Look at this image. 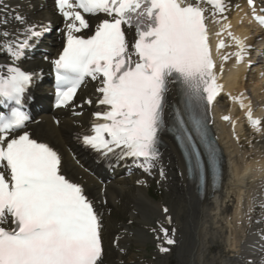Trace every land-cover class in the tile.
Here are the masks:
<instances>
[{
  "label": "snow or ice",
  "instance_id": "snow-or-ice-1",
  "mask_svg": "<svg viewBox=\"0 0 264 264\" xmlns=\"http://www.w3.org/2000/svg\"><path fill=\"white\" fill-rule=\"evenodd\" d=\"M54 3L63 24L56 29L63 39L62 51L50 61L56 80L55 106L72 107L86 80L96 83L95 99L86 98L77 106L95 105L89 126L77 139L100 157L129 161L150 172L161 157V134L168 132L181 151L188 177L197 179L203 191L210 171L215 185L222 152L211 113L223 90L224 65L216 64L211 37H221L231 28L227 23L230 0ZM247 3L252 18L264 27V0L259 8L256 0ZM0 4V264H104L103 212L81 183L64 174L61 155L28 130L26 103L43 73L24 68L22 61L53 30L52 25L30 22L19 6L3 0ZM86 14L96 18L94 24ZM10 21L18 27L10 29ZM213 23L221 25L215 33L210 30ZM85 30L90 34L85 35ZM227 36L235 51L221 53L230 45L219 39L217 54L223 61L235 57L237 64L243 63L252 45L231 31ZM236 99L248 109L251 127L260 131L264 120L253 116L250 104ZM73 114L81 113L73 108ZM255 205L253 197L245 214L250 222ZM259 207L264 209V201ZM163 211L171 225L168 209ZM255 222L264 225V216ZM152 231L157 239L162 235L167 245L176 243L175 228L158 222ZM255 234L264 253V227ZM119 241L118 236L117 247ZM259 264H264V256Z\"/></svg>",
  "mask_w": 264,
  "mask_h": 264
},
{
  "label": "bare ground",
  "instance_id": "bare-ground-1",
  "mask_svg": "<svg viewBox=\"0 0 264 264\" xmlns=\"http://www.w3.org/2000/svg\"><path fill=\"white\" fill-rule=\"evenodd\" d=\"M231 19V24L235 26L234 30L235 32L237 31V35L239 36V38L246 39V33L241 31L248 18L241 12H235ZM222 39H224V35H222ZM228 41L230 43H234L229 38ZM221 53H227V51H222ZM218 56L220 57L218 60L219 65H224V73L228 77V81L224 84V88L232 92L231 98H235V104H238L240 106V102L236 98H242V90L244 89V86L241 83L243 76L241 66L237 63H235L234 65L231 58L227 61H223L221 59V55L219 54ZM256 90L259 91L260 87H258ZM242 99L245 105H249L247 99ZM214 104L218 105L217 108H215L213 111L214 126L217 133L216 137H218V143L221 146L222 156L224 160V176L221 188L216 196L212 198L213 200H210V202L204 200L196 203L195 200H193L194 198L191 194V190L186 184V181L183 177L180 178V176H178V180L175 181L176 185H178L176 187L174 186V188H177L179 192H182L184 196L182 198L183 200H181L182 204L187 203V205L191 208V218L187 220L188 222L186 224V227H190V229L192 230L193 225H196V228L199 231L196 241L193 239L189 240L187 235L182 232L185 226L182 224V221L181 223L179 222V220H177V222H174L176 231L179 230V233H182L184 235L182 246L186 247L187 250V252L185 250L179 252V256L183 254V259L188 256V261L192 262V264H211L212 262H215L214 258L209 257V253H207L213 242H216L215 240H221L227 246V244H230L231 239L233 241L235 240L234 233L238 236V232L233 230V223L225 220V218L222 217L223 214L221 213L223 209L219 206V203H222V201L225 199L228 200L232 197H235L237 204L236 210L242 205V203L246 204L247 207H250L252 198L254 196L253 194L251 195V192H264V172L260 171L261 168H264L263 141L259 143V145H262L263 148H255L254 146L255 152L253 153L242 152L241 150H239L240 145H249L254 141L250 137L246 136L245 133H242V128H240V126L238 125V123H236L235 119L232 116V110L227 108L224 101L218 100V102ZM230 105L233 106L234 103H231ZM241 109L242 112L246 114L248 109ZM260 115L261 113L253 114V116L256 118H259ZM224 116H229L231 119L229 121H225L223 119ZM233 122H235L234 128ZM235 132L238 133V137L236 136ZM57 133L58 132H55V134ZM248 139H250V142L247 143ZM56 140L63 141L62 134L61 136L56 135ZM164 157L173 171H176L177 175L179 174V172L183 171V167L181 166L178 157L174 153L167 151L165 152ZM129 184L130 183L124 180L119 181L117 182V186L111 189V193L115 195L114 197H116V200L120 198V202L122 203V200L124 199L125 203L127 202L132 206L131 208L128 207L127 209V212L130 213L129 216H132L131 210L137 211L138 217L136 219H133L136 220L135 223L137 225L141 224L143 221L157 218L159 215V209H157V205L146 194L144 188L135 186L133 187ZM168 184L172 187L170 183ZM112 202L113 201H109L107 204ZM181 202L178 201L179 204H181ZM180 213L181 209H173V207H171L170 214L173 217L175 215L177 218H179L181 216ZM222 220H225L226 223ZM223 223L227 225L228 230L226 233H223L224 235H219L220 232H223V226H225ZM106 228L109 233H113V236L111 237V239H109L110 242H112L114 238L118 236L120 237L121 240L119 241V247L124 244L125 240H127V242H129V240H146L145 233L142 228L139 227V225L138 227H136V229H134L131 226H125L124 224H122L121 228L116 230L114 229L113 223L106 219ZM235 230L241 231V229L238 227H236ZM221 236L224 237L221 239ZM188 247L190 251H188ZM242 248L244 250H247V245H243ZM246 258H252V256L249 254L246 256ZM246 258L244 257V259H242L239 254H235V261H228L224 259L221 261V263L245 264L243 261L246 260ZM256 258L258 257L256 256Z\"/></svg>",
  "mask_w": 264,
  "mask_h": 264
},
{
  "label": "rangeland",
  "instance_id": "rangeland-1",
  "mask_svg": "<svg viewBox=\"0 0 264 264\" xmlns=\"http://www.w3.org/2000/svg\"><path fill=\"white\" fill-rule=\"evenodd\" d=\"M118 216H119V214L118 215H115V218H118ZM117 220H119V219H117ZM141 254H143V253H141ZM144 257V261L147 259V258H151L152 256H153V254L151 253V246L150 245H148L147 246V253L146 254H144L143 255ZM148 262V261H147Z\"/></svg>",
  "mask_w": 264,
  "mask_h": 264
}]
</instances>
